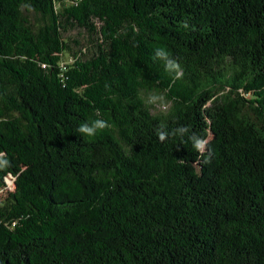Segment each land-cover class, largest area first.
I'll use <instances>...</instances> for the list:
<instances>
[{
  "label": "trees",
  "instance_id": "16d2710c",
  "mask_svg": "<svg viewBox=\"0 0 264 264\" xmlns=\"http://www.w3.org/2000/svg\"><path fill=\"white\" fill-rule=\"evenodd\" d=\"M0 164V264H264V0H0Z\"/></svg>",
  "mask_w": 264,
  "mask_h": 264
},
{
  "label": "clouds",
  "instance_id": "9594fccd",
  "mask_svg": "<svg viewBox=\"0 0 264 264\" xmlns=\"http://www.w3.org/2000/svg\"><path fill=\"white\" fill-rule=\"evenodd\" d=\"M183 28L187 29L189 28V24L187 22H184L182 25ZM154 59L160 60L164 64L165 71L167 73L174 74L173 75V81L180 79L182 77V69L180 67V64L172 59L170 57V54L164 49V48H157L155 50ZM163 97L159 95H151L148 98V103L150 104H156L158 101H162ZM111 125L103 120V119H96L91 121L90 123H82L78 126L77 132L81 134L82 136L86 138H94L98 132H102L105 129L110 128ZM189 128L180 126L178 128L172 129L170 132L168 130H165L163 128L157 129V136L158 139L163 142L169 137H176L179 136L183 138L185 135L189 134ZM188 139L191 141L193 148L198 153H204L206 150V146L208 144V140L198 136L196 134L188 135ZM3 164H0V167H3Z\"/></svg>",
  "mask_w": 264,
  "mask_h": 264
},
{
  "label": "rangeland",
  "instance_id": "374dc122",
  "mask_svg": "<svg viewBox=\"0 0 264 264\" xmlns=\"http://www.w3.org/2000/svg\"><path fill=\"white\" fill-rule=\"evenodd\" d=\"M166 105L167 104H165L164 102H163V100L162 101H158L156 104H152V111H156V110H164L165 109V107H166ZM6 182H7V184H8V186L10 187V180H9V178H6Z\"/></svg>",
  "mask_w": 264,
  "mask_h": 264
}]
</instances>
